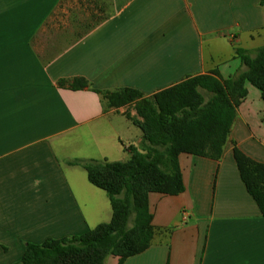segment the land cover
Masks as SVG:
<instances>
[{"label":"crops","instance_id":"crops-1","mask_svg":"<svg viewBox=\"0 0 264 264\" xmlns=\"http://www.w3.org/2000/svg\"><path fill=\"white\" fill-rule=\"evenodd\" d=\"M68 35L79 38L65 46ZM263 47V0H0V264L109 223L106 192L71 163L126 162L124 147L143 143L133 106L108 108L59 81L150 98L199 75L230 80L246 70L235 49ZM246 87L222 158L179 157L185 192L150 195L153 241L124 264H264V217L233 156L238 147L264 163V102Z\"/></svg>","mask_w":264,"mask_h":264},{"label":"trees","instance_id":"trees-1","mask_svg":"<svg viewBox=\"0 0 264 264\" xmlns=\"http://www.w3.org/2000/svg\"><path fill=\"white\" fill-rule=\"evenodd\" d=\"M264 6V0H263ZM245 71L223 81L217 72L199 75L146 98L135 89L101 91L83 78L59 81L73 91L91 89L108 108L133 106L137 118L127 117L143 132L137 148L124 147L126 162L75 160L89 182L106 192L112 219L81 236L48 239L41 245L27 244L16 264H105L109 256L119 264L146 252L155 228L150 195L178 196L185 192L179 157L182 154L219 161L247 97V85L255 87L264 102V47L254 57L236 48ZM233 156L248 194L264 217V163L234 147Z\"/></svg>","mask_w":264,"mask_h":264},{"label":"rangeland","instance_id":"rangeland-1","mask_svg":"<svg viewBox=\"0 0 264 264\" xmlns=\"http://www.w3.org/2000/svg\"><path fill=\"white\" fill-rule=\"evenodd\" d=\"M73 25V24H72ZM78 31V30H77ZM56 38V37H55ZM55 38L53 37V36H50V35H48V36H41L40 38H38V41H37V45H38V47H39V49L41 50V54H42V56H44L46 53H45V50L47 49V48H44V44H50V46L51 45H55ZM79 38V36L78 35H68V36H66V37H61L60 39H59V41L61 42V41H63L64 42V45L65 46H68V45H70V44H72L75 40H77ZM45 39H47V41H45ZM51 39H54L53 41L51 40ZM57 43V42H56ZM52 54H55V53H48V55L49 56H51ZM47 55V54H46ZM123 158H124V160H128V159H126L127 157H126V154L125 155H123ZM119 160V159H118Z\"/></svg>","mask_w":264,"mask_h":264}]
</instances>
